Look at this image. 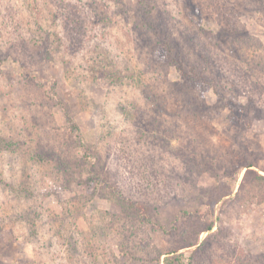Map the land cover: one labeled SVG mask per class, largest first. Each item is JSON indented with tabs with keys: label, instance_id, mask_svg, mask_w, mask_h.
I'll list each match as a JSON object with an SVG mask.
<instances>
[{
	"label": "rangeland",
	"instance_id": "374dc122",
	"mask_svg": "<svg viewBox=\"0 0 264 264\" xmlns=\"http://www.w3.org/2000/svg\"><path fill=\"white\" fill-rule=\"evenodd\" d=\"M50 150L148 212L56 175ZM257 174L264 0H0V264H190L202 245L193 264H264Z\"/></svg>",
	"mask_w": 264,
	"mask_h": 264
},
{
	"label": "trees",
	"instance_id": "16d2710c",
	"mask_svg": "<svg viewBox=\"0 0 264 264\" xmlns=\"http://www.w3.org/2000/svg\"><path fill=\"white\" fill-rule=\"evenodd\" d=\"M6 8H7L6 9L7 20H10V21L18 20L20 22H23L24 16L22 15L21 8L20 9L17 8L14 10L12 7H6ZM151 14H152V10L147 15H151ZM78 20L79 19H77L76 21L77 24H79ZM34 23L38 27V21L35 20ZM146 24L148 26H151V28L155 30L156 26L154 23H152L151 21H148ZM9 26L10 24L8 23L7 27ZM15 28H17V30H15L17 38L24 41V37L21 33V28L20 27H15ZM25 32L29 34L30 31L28 27L25 30ZM12 43H17V41L14 40ZM179 69L182 71L183 67L180 66ZM118 79L119 80L121 79V74H119ZM66 116L68 117V122H70L71 124L70 126L71 131L75 134L74 136L75 141L78 143V146L85 148L86 155H88L83 158L88 159V161L92 163L93 157L91 158L90 146L86 144V142L84 141V138H82V136L80 135V129L78 125L76 124V122L73 120V118H71L69 111H66ZM50 151L52 153L45 152L44 155H46V157L43 159H39V161H47V160L50 161L52 164V168L56 175L58 174L64 175L66 178L65 180H71L70 177L72 176L73 178L78 179L77 176L79 173H81V178L86 175L92 176L90 177V182L83 180L84 183H82L81 186L88 188V189L92 188L96 194H101L100 196H102L103 198H108L114 203H116L117 205H119L127 217L143 214L144 211H146V213L148 212L147 204H145L142 201L136 202V201H133L132 199L125 197L123 191L121 189H118V187L116 188V186L113 183L103 181L101 179V175L98 172V169L92 164L90 163H86V165L80 164L81 163V159H80L78 161L79 165H74L71 161L65 160V158H61L60 156L58 158L57 154L56 155L53 154L55 151H52V150ZM50 155H53V156H50ZM52 158H55V159H52ZM80 165H82V167ZM245 168L251 169L252 165H248ZM256 178H257L256 181L259 182L264 177L262 175L257 174ZM95 179L98 180L97 184L95 183ZM213 228H214V224L210 223L203 230L205 232H210L213 230ZM69 246H71L70 249H72L71 256L73 257V260L76 257L81 256V253L79 251V243H78V239L76 238V236L74 235L71 236V238L69 239ZM205 248H206L205 245L204 246L202 245L199 247L198 251L192 256L191 258L192 261L190 262V264H193V262L195 263L197 258L198 259L208 258L206 260L212 259L209 256L207 249ZM163 256H164V260H163L164 264H181L184 255L179 253V251H172L169 253H165Z\"/></svg>",
	"mask_w": 264,
	"mask_h": 264
}]
</instances>
